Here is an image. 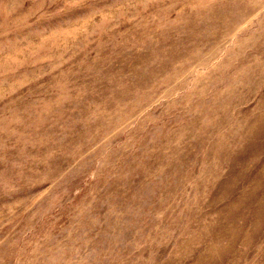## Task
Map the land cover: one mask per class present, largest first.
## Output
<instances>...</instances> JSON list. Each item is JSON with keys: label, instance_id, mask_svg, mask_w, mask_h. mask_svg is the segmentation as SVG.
I'll list each match as a JSON object with an SVG mask.
<instances>
[{"label": "rangeland", "instance_id": "rangeland-1", "mask_svg": "<svg viewBox=\"0 0 264 264\" xmlns=\"http://www.w3.org/2000/svg\"><path fill=\"white\" fill-rule=\"evenodd\" d=\"M0 264H264V0H0Z\"/></svg>", "mask_w": 264, "mask_h": 264}]
</instances>
